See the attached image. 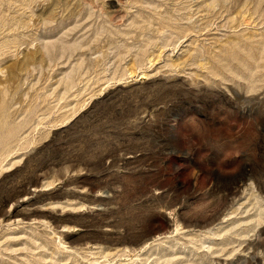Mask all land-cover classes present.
<instances>
[{
  "label": "rangeland",
  "instance_id": "rangeland-1",
  "mask_svg": "<svg viewBox=\"0 0 264 264\" xmlns=\"http://www.w3.org/2000/svg\"><path fill=\"white\" fill-rule=\"evenodd\" d=\"M0 264H264V0H0Z\"/></svg>",
  "mask_w": 264,
  "mask_h": 264
}]
</instances>
